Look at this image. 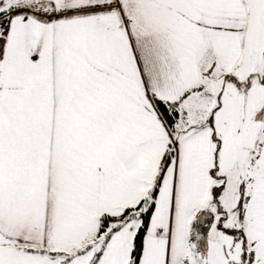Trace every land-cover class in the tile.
Wrapping results in <instances>:
<instances>
[{
	"label": "snow or ice",
	"instance_id": "6c2138e0",
	"mask_svg": "<svg viewBox=\"0 0 264 264\" xmlns=\"http://www.w3.org/2000/svg\"><path fill=\"white\" fill-rule=\"evenodd\" d=\"M0 264H264V0H0Z\"/></svg>",
	"mask_w": 264,
	"mask_h": 264
}]
</instances>
